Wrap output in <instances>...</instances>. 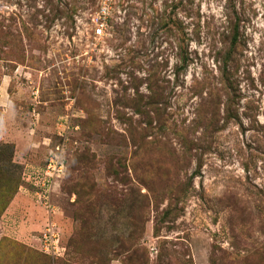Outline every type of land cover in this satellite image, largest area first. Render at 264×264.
I'll return each mask as SVG.
<instances>
[{
    "label": "rangeland",
    "instance_id": "rangeland-1",
    "mask_svg": "<svg viewBox=\"0 0 264 264\" xmlns=\"http://www.w3.org/2000/svg\"><path fill=\"white\" fill-rule=\"evenodd\" d=\"M95 7L0 0V264H264V0Z\"/></svg>",
    "mask_w": 264,
    "mask_h": 264
},
{
    "label": "built area",
    "instance_id": "built-area-1",
    "mask_svg": "<svg viewBox=\"0 0 264 264\" xmlns=\"http://www.w3.org/2000/svg\"><path fill=\"white\" fill-rule=\"evenodd\" d=\"M95 1L96 7L91 13H89L87 24L88 29L91 32V37L94 41H98L108 36V30L110 28L112 17L114 16L121 0ZM57 152L59 151H56V153L52 152L50 158L47 160L42 174V183H34L35 186L42 189V201L48 200V193L46 194L44 189L49 190V184L53 183L56 179L61 178L66 172L67 164L65 163L63 157ZM47 190L46 192H48ZM44 208L47 210L46 212L48 218L46 219L44 230L39 237L41 250L49 256L61 258L65 254V247L62 243V235L52 220L53 214L52 211H48L47 204Z\"/></svg>",
    "mask_w": 264,
    "mask_h": 264
}]
</instances>
